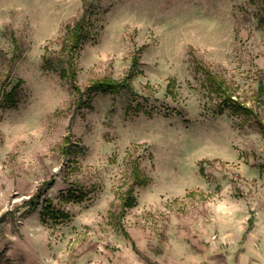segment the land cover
I'll return each mask as SVG.
<instances>
[{"label": "rangeland", "instance_id": "1", "mask_svg": "<svg viewBox=\"0 0 264 264\" xmlns=\"http://www.w3.org/2000/svg\"><path fill=\"white\" fill-rule=\"evenodd\" d=\"M87 1L75 89L42 61L66 66L83 0H0V264H248L264 241V137L252 115L218 112L204 65L264 122V0ZM133 57L132 92L86 89Z\"/></svg>", "mask_w": 264, "mask_h": 264}, {"label": "trees", "instance_id": "2", "mask_svg": "<svg viewBox=\"0 0 264 264\" xmlns=\"http://www.w3.org/2000/svg\"><path fill=\"white\" fill-rule=\"evenodd\" d=\"M90 4L87 0H83V10L80 17L73 22L72 24H68L66 27V32L62 39V44L59 49V53L57 60L59 58H63L66 66H60L59 63L56 62L55 58L50 55H44L42 61V67L48 70H54L59 68V74L62 78H67L72 86L75 89H79L76 82V67L74 63V55L75 51L81 45L83 38L86 33V25L89 22V17L91 14ZM259 22H263L264 20V13L260 15ZM138 65L137 57H133L131 61V65L126 75H124L120 79L112 78L109 76H104L101 78H95L88 82L86 85V89L89 91H116L120 88L125 89L126 91L132 92L133 87L131 85V78H132V71ZM198 68H201L199 63L197 64ZM204 73L206 74L204 81L208 87L216 92V94L221 95L222 99L219 104L218 112H222L223 105L232 106L234 109L244 113L245 115H252L255 117L256 123L264 137V122L259 118L256 109L251 106L247 105L244 101L240 99L239 96L235 95L232 90H230V86L225 81L224 78L220 77L218 74L213 73L209 69H207L204 65ZM20 81L18 80L8 92V96H11V92H14L15 89L19 86ZM174 85V81L170 80L168 83V88ZM264 92V83L262 80L258 81V87L256 95L257 97L261 96ZM5 90L3 86H0V100L2 96L5 94ZM64 152L69 153L71 152L70 147L65 144ZM205 160H200L203 162ZM201 170V168H200ZM130 176L131 182L135 185H146L150 181V177L141 170L138 162L135 159L131 162V169H130ZM40 190H37L33 195H31L25 203L30 205L31 207H35L36 203L40 197ZM135 202V197L130 187H128L122 194H120V206L121 209H125L126 207L132 206ZM121 212V211H120ZM122 213V212H121ZM124 231V230H123ZM125 232V231H124Z\"/></svg>", "mask_w": 264, "mask_h": 264}, {"label": "crops", "instance_id": "3", "mask_svg": "<svg viewBox=\"0 0 264 264\" xmlns=\"http://www.w3.org/2000/svg\"><path fill=\"white\" fill-rule=\"evenodd\" d=\"M264 238V237H263ZM248 257V264H264V241L261 243L259 250L255 251V254L250 252L242 255V259ZM254 260H256L254 262Z\"/></svg>", "mask_w": 264, "mask_h": 264}]
</instances>
